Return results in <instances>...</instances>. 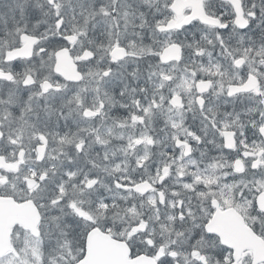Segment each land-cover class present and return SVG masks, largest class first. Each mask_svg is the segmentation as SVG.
<instances>
[{"label":"snow or ice","instance_id":"obj_1","mask_svg":"<svg viewBox=\"0 0 264 264\" xmlns=\"http://www.w3.org/2000/svg\"><path fill=\"white\" fill-rule=\"evenodd\" d=\"M0 264H264V0H0Z\"/></svg>","mask_w":264,"mask_h":264}]
</instances>
